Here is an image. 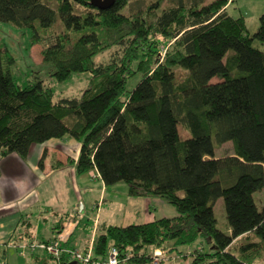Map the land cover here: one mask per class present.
<instances>
[{"label": "trees", "instance_id": "obj_1", "mask_svg": "<svg viewBox=\"0 0 264 264\" xmlns=\"http://www.w3.org/2000/svg\"><path fill=\"white\" fill-rule=\"evenodd\" d=\"M51 1L0 0V21L35 30L53 78L87 72L90 83L79 96L58 98L40 77L21 86L15 56L0 46V162L75 137L82 142L79 173L96 169L106 185L125 181L131 195L161 197L178 210L101 226L99 256L115 244L137 264H149L157 247L177 261L191 258L187 264L264 258V205L254 196L264 188V14L251 32L244 15L229 12L232 0H115L106 8ZM108 52L109 59H95ZM215 141H233L235 153L216 157ZM63 166L55 160V169ZM220 197L228 233L214 210ZM199 239L209 249L187 250Z\"/></svg>", "mask_w": 264, "mask_h": 264}, {"label": "rangeland", "instance_id": "obj_2", "mask_svg": "<svg viewBox=\"0 0 264 264\" xmlns=\"http://www.w3.org/2000/svg\"><path fill=\"white\" fill-rule=\"evenodd\" d=\"M144 1L146 4L151 2V0ZM131 2H134L133 4H135L138 1L131 0ZM167 3L168 0H165L163 6L167 5ZM50 4L54 7H57V0L51 1ZM77 7L78 11H85L84 7L80 5H77ZM228 10L234 16L244 15L247 19V23L251 32H255L260 25V16L264 14V0H232ZM129 11V7H127L126 12ZM58 29H61V27L58 26ZM34 32L35 30L33 28H21L12 22L0 21V46L6 45L15 56L16 60L13 64V75L16 82L21 86H26L40 77L44 79L46 83L53 87L57 98L60 96L81 95L82 91L87 88L90 83V74H88L87 72L73 73L68 79L64 81H58L56 80V78H53L51 72L55 67L51 62L44 59L43 45L41 44V42L39 43L34 41ZM164 46L166 45L162 44L160 46L161 56H164L167 52L165 51V53H163ZM262 47L264 48V45H262ZM110 55V52L100 54L95 59L97 61H101L104 56L105 59H109ZM140 77V75L134 77L129 82V88L133 89L140 81ZM181 130L183 134H187L183 127H181ZM50 140H57L53 141L55 143L57 142V145H66L65 141H63L61 138ZM71 140L72 143L70 144V146L73 149V155L75 156L78 154L77 159H79L81 154L82 142L75 137H72ZM61 148L62 150H65L63 146H61ZM234 153L235 147L233 141H227L222 144L215 141L216 157H223L226 155H232ZM93 170L97 171L96 169H92L85 173L77 172V176L79 177L77 178L78 184L81 190L79 194H81V201L84 205V209L80 210V213L78 214L79 217L77 219V222L81 223L74 229V232L71 236V240L73 243L76 241H80L82 243L87 239L90 240V238L95 235V232L96 236H98L103 231V227H99V229L95 230V220L97 218V215H100V223H106L108 225H128L132 223H142L141 217L145 213V197L131 195L129 193V184L127 182L120 181L112 185H106L99 172V177L97 179H94V177H92ZM254 196L259 207L262 208V206L264 205V188L256 191ZM38 198V195L33 192L29 194L27 198H24L25 200H23V202H20L17 207L25 208L31 204H37ZM75 200L76 198L70 196L68 203H73L75 202ZM163 202L169 206L171 204L165 200ZM96 206H98L100 210H98ZM171 206L175 207L173 204H171ZM214 210L218 219V226L228 233L230 231V228L226 215L224 197H220L216 201ZM22 211L24 213L26 212V210ZM30 211L35 221L38 220L40 230L37 231V236L39 237V239H41L43 236H48L47 230H52L53 222L57 219L54 217L56 216V214L53 212V208H49V211L42 212V214L41 211L36 208H33ZM158 211H160V209ZM68 212L74 215V208H70ZM158 215H160V213ZM39 216L40 219H37ZM46 219H48V221H46ZM18 231H21V228H19ZM237 242H239V240ZM203 246V250H207L210 247L209 242L206 239H199L186 248L187 250L198 249L201 251ZM5 257V255L0 254V258L3 259L0 264H37L34 263V258L22 257L14 248L8 249L7 257ZM52 261H54V259H52ZM180 261L182 262V264H187L191 261V258L184 257L181 258ZM254 264H264V258L257 260Z\"/></svg>", "mask_w": 264, "mask_h": 264}, {"label": "crops", "instance_id": "obj_3", "mask_svg": "<svg viewBox=\"0 0 264 264\" xmlns=\"http://www.w3.org/2000/svg\"><path fill=\"white\" fill-rule=\"evenodd\" d=\"M61 139L65 141L66 145H57V142H53L57 140H49L33 145L30 155L26 159L17 153H12L0 162L2 169L0 176V254L6 257L8 249L14 248L20 256L34 258V263L56 264L42 250L30 252L27 255L21 254L19 245L31 240H49L54 237H62L69 246L85 248L93 237L82 243L80 241L73 243L71 240L74 229L81 223L77 222V219L80 210L84 209V205L81 201V194H79L81 190L77 179L79 178L76 167L78 154L73 155L74 152L70 146L72 143L71 136H65ZM61 146L65 150H62ZM45 153L44 164L41 165ZM55 160L61 161L64 166L55 169ZM69 160L73 162L68 163ZM92 175L94 179L99 177L98 171L93 170ZM33 192L39 197L37 204L18 208V204ZM70 196L76 200L69 204ZM160 199L162 198L145 197V213L141 217L142 223L164 216L174 217L179 214L176 207L171 206V204L169 206L163 202V199ZM51 207L56 214L54 217L57 219L53 222L52 230H47L48 236L39 239L37 236V231L40 230L38 220L35 221L30 210L36 208L42 214V212L49 211ZM70 208H74V215L68 212ZM159 209L160 211H158ZM22 210H26V212L24 213ZM159 213L160 215H158ZM37 219H40V216ZM100 222L99 220V227L108 225ZM28 226L29 229L27 230ZM19 228L21 231H18ZM2 261L3 259L0 258V262ZM166 264H182V262L180 259L178 261L168 260Z\"/></svg>", "mask_w": 264, "mask_h": 264}, {"label": "built area", "instance_id": "obj_4", "mask_svg": "<svg viewBox=\"0 0 264 264\" xmlns=\"http://www.w3.org/2000/svg\"><path fill=\"white\" fill-rule=\"evenodd\" d=\"M163 53L167 51V47H163ZM99 206V204H98ZM96 208L99 209V207ZM99 216L95 220V230L98 229ZM94 235L88 246L81 248L78 246H69L62 237H54L49 240H31L28 243L19 245L21 254L42 250L52 259L56 264H137L131 261V254L123 252L117 245L112 244L106 256H99L95 252ZM203 250V248H202ZM177 260V256L169 257L165 249L157 247L153 251V256L149 264H163L164 261Z\"/></svg>", "mask_w": 264, "mask_h": 264}, {"label": "water", "instance_id": "obj_5", "mask_svg": "<svg viewBox=\"0 0 264 264\" xmlns=\"http://www.w3.org/2000/svg\"><path fill=\"white\" fill-rule=\"evenodd\" d=\"M89 1L99 8L109 7L115 2V0H89ZM72 264H76V263L72 262Z\"/></svg>", "mask_w": 264, "mask_h": 264}]
</instances>
